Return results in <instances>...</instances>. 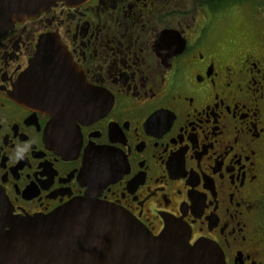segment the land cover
<instances>
[{
    "label": "flooded vegetation",
    "instance_id": "af4514ba",
    "mask_svg": "<svg viewBox=\"0 0 264 264\" xmlns=\"http://www.w3.org/2000/svg\"><path fill=\"white\" fill-rule=\"evenodd\" d=\"M245 1L259 22L248 17L238 42L221 36L238 0H55L0 33L10 213L89 197L153 235L173 221L190 244H216L223 264H264V0ZM40 41L70 68L37 86Z\"/></svg>",
    "mask_w": 264,
    "mask_h": 264
},
{
    "label": "water",
    "instance_id": "95a60500",
    "mask_svg": "<svg viewBox=\"0 0 264 264\" xmlns=\"http://www.w3.org/2000/svg\"><path fill=\"white\" fill-rule=\"evenodd\" d=\"M54 1L0 0V33ZM48 51L56 54L55 61L48 58ZM58 52L59 47L39 42L30 62V69L43 76L35 79L37 86L70 68ZM40 67L52 71L39 73ZM20 82L34 85L28 75ZM45 99L76 100L53 93ZM0 264H223V254L207 240L190 244L187 230L173 221L153 235L124 209L89 197L32 216L13 215L0 200Z\"/></svg>",
    "mask_w": 264,
    "mask_h": 264
},
{
    "label": "rangeland",
    "instance_id": "374dc122",
    "mask_svg": "<svg viewBox=\"0 0 264 264\" xmlns=\"http://www.w3.org/2000/svg\"><path fill=\"white\" fill-rule=\"evenodd\" d=\"M239 7L233 11L231 14H227V18H229L228 26L231 32L229 34H222L221 36L227 37L230 40L236 39V41H240L242 38V34L245 32L248 22V17H252L253 22H259L256 19L255 13L251 16V12L259 11V8H256L254 5L257 3H246L245 0H238ZM259 4V3H258ZM260 5V4H259ZM248 13V14H247ZM259 13V12H258ZM236 36V37H235Z\"/></svg>",
    "mask_w": 264,
    "mask_h": 264
},
{
    "label": "clouds",
    "instance_id": "9594fccd",
    "mask_svg": "<svg viewBox=\"0 0 264 264\" xmlns=\"http://www.w3.org/2000/svg\"><path fill=\"white\" fill-rule=\"evenodd\" d=\"M37 140V138H32L31 141L29 142H26L23 149H21L19 146H17L16 148H13L11 151H10V159L12 160H16V159H21L23 158V156L27 153V150H28V147L31 143H35Z\"/></svg>",
    "mask_w": 264,
    "mask_h": 264
}]
</instances>
